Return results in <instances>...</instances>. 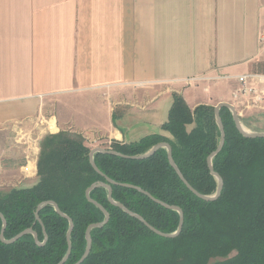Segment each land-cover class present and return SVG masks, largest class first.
I'll return each instance as SVG.
<instances>
[{"label": "crops", "instance_id": "obj_1", "mask_svg": "<svg viewBox=\"0 0 264 264\" xmlns=\"http://www.w3.org/2000/svg\"><path fill=\"white\" fill-rule=\"evenodd\" d=\"M262 30L264 0H0V191L36 183L50 133L169 137L173 92L191 109L229 102L264 132V100L233 98L238 76L264 73Z\"/></svg>", "mask_w": 264, "mask_h": 264}, {"label": "trees", "instance_id": "obj_2", "mask_svg": "<svg viewBox=\"0 0 264 264\" xmlns=\"http://www.w3.org/2000/svg\"><path fill=\"white\" fill-rule=\"evenodd\" d=\"M225 140L212 158L213 170L223 187L219 197L205 201L194 195L168 162L162 147L143 159L124 158L96 152L99 170L115 183L112 198L163 233L176 231L179 213L156 203L140 191L183 212V225L173 238L159 236L141 221L107 200V189L98 186L90 197L109 214L108 222L91 230V249L81 264H264V138H247L237 130L231 111L219 110ZM161 129L170 136L152 133L131 142L112 141L109 149L135 156L154 144L167 142L171 156L187 182L199 193L213 195L217 180L210 173L207 157L219 143L220 131L214 107L199 104L191 109L182 95L173 92L167 119ZM37 181L31 187L0 193V212L6 220L4 238L10 239L26 228L13 243L0 241V264H58L67 251L69 222L52 205L38 213L37 205L54 201L71 218V250L62 264H73L86 246L85 230L104 219L103 212L85 198L86 188L105 181L89 163L90 147L79 132L59 131L40 141ZM2 221L0 219V230Z\"/></svg>", "mask_w": 264, "mask_h": 264}, {"label": "water", "instance_id": "obj_3", "mask_svg": "<svg viewBox=\"0 0 264 264\" xmlns=\"http://www.w3.org/2000/svg\"><path fill=\"white\" fill-rule=\"evenodd\" d=\"M221 107H226L228 108L231 113H232V116H233V120H234V123H235V126L237 128V130L240 132L241 135H243L244 137H247V138H264V132H251V131H248L246 130L241 122H240V119H239V116H238V112L236 111L235 107L233 104L229 103V102H218L215 106H214V115H215V118H216V122H217V125H218V128H219V131H220V139H219V143L216 147V149L214 151H212L208 157H207V166H208V169L210 171V173L216 178L217 180V187H216V191L213 195H204V194H201L199 193L197 190H195L188 182L187 180L184 178V176L182 175V173L180 172V170L178 169V167L176 166L175 162L173 161V158L171 156V147L170 145L167 143V142H159V143H156L154 144L147 152L143 153V154H140V155H135V156H128V155H124L120 152H117L113 149H109V148H103V147H94L90 150L89 152V163L91 165V167L98 173L100 174L101 176L104 177L105 181H97V182H94L92 183L91 185H89L86 190H85V198L93 203L94 205H96L104 214V219L100 222H95V223H91L87 226L86 230H85V240H86V246H85V250L83 252V254L81 255V257L73 264H81L86 258L87 256L89 255L90 253V249H91V244H92V240H91V230L93 228H100L102 227L103 225H105L108 220H109V214L108 212L106 211V209L101 205L99 204L98 202H96L95 200H93L91 197H90V192L98 187V186H103L107 189V200L113 204V205H116L118 206L119 208H121L123 211H125L127 214H129L130 216L138 219L139 221H141L148 229H150L152 232H154L155 234L159 235V236H162V237H166V238H173V237H176L177 235H179V233L181 232V229H182V225H183V212L182 210L178 207V206H175V205H168L166 204L165 202H162L156 198H154L151 194H149L148 192L142 190L140 187H137V186H133L131 184H122L123 186H126V187H130V188H134L138 191H140L141 193L145 194L146 196H148L150 199H152L153 201H155L156 203L162 205L163 207L165 208H169V209H173V210H176L178 213H179V221H178V226H177V229L175 232L173 233H163L157 229H155L153 226H151L149 223H147L140 215L130 211L129 209H127L122 203L120 202H116L113 200L112 198V190H111V185L114 184L115 182L113 180H111L110 178H108L107 176H105L100 170L99 168L97 167V165L95 164L94 162V159H93V155L94 153L96 152H99V153H107V154H111V155H116V156H119V157H124V158H132V159H143V158H147L149 156H151L156 150H158L159 148H166L167 149V158H168V162L169 164L172 166V168L174 169V171L176 172V174L178 175V177L180 178V180L184 183V185L187 187V189H189L194 195H196L197 197H199L200 199H203L205 201H212V200H215L219 197L220 193H221V190H222V187H223V181H222V178L220 177V175L218 173H216L214 170H213V167H212V158L217 154L219 153V151L222 149L223 147V144H224V140H225V132H224V127H223V124H222V121H221V117H220V113H219V110ZM46 205H52L56 211L57 214H59L60 216L66 218L69 222V227H68V230L66 232V243H67V251L64 255V257L61 259V261L58 263V264H62L64 263L69 254H70V250H71V244H70V235H71V231L73 229V222L71 220V218H69L67 215H65L58 207V205L54 202V201H51V200H46V201H42L40 202L37 207H36V210H35V219L42 225V222H41V219L38 215L39 211ZM0 219L2 221V227H1V230H0V241L5 243V244H10V243H13L14 241H16L17 239L21 238L23 235L25 234H32L33 235V238H34V241L37 245H43L47 239V235L44 234V240L42 242H40L38 240V235L37 233L32 229V228H26L24 230H22L21 232L17 233L15 236H13L12 238L10 239H5L4 238V229H5V226H6V220H5V217L3 216V214L0 212ZM42 230H44L43 228V225H42Z\"/></svg>", "mask_w": 264, "mask_h": 264}, {"label": "built area", "instance_id": "obj_4", "mask_svg": "<svg viewBox=\"0 0 264 264\" xmlns=\"http://www.w3.org/2000/svg\"><path fill=\"white\" fill-rule=\"evenodd\" d=\"M259 41L264 45V30L259 34ZM200 78L193 77L187 79L188 83L197 81ZM239 86L233 91V98L240 99L245 107L260 106L264 100V73H246L237 77ZM96 140H93L95 142ZM112 141L107 142V147ZM98 143V142H95Z\"/></svg>", "mask_w": 264, "mask_h": 264}, {"label": "rangeland", "instance_id": "obj_5", "mask_svg": "<svg viewBox=\"0 0 264 264\" xmlns=\"http://www.w3.org/2000/svg\"><path fill=\"white\" fill-rule=\"evenodd\" d=\"M189 79V78H188ZM185 82L187 83V84H191V83H188V81H187V79H185ZM193 83V82H192ZM244 108V107H243ZM240 114V113H239ZM241 114H242V112H241ZM240 117V116H239ZM254 118V119H253ZM252 119V121H251V123H247L244 119H242V121L240 120V122H241V124H242V126L246 129V130H248V131H251V132H254L253 131V128H256L258 125V123H260V122H262V118L259 116L258 118H256V117H253ZM99 143V142H98ZM98 143H88V145H87V143H86V145L88 146V147H90V149H92V148H94V147H103V148H106V146H108V145H99ZM17 189V188H16ZM10 191V190H9ZM8 192V191H7ZM0 193H6V192H1L0 191Z\"/></svg>", "mask_w": 264, "mask_h": 264}]
</instances>
